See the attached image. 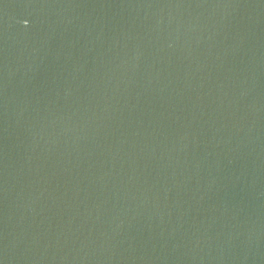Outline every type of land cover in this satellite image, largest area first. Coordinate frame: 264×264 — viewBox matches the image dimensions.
Instances as JSON below:
<instances>
[{
  "label": "water",
  "instance_id": "water-1",
  "mask_svg": "<svg viewBox=\"0 0 264 264\" xmlns=\"http://www.w3.org/2000/svg\"><path fill=\"white\" fill-rule=\"evenodd\" d=\"M0 264H264V0H0Z\"/></svg>",
  "mask_w": 264,
  "mask_h": 264
}]
</instances>
